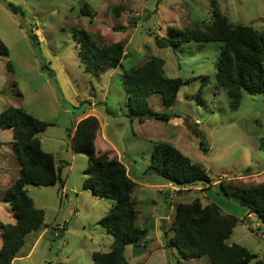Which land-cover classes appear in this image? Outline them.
Returning <instances> with one entry per match:
<instances>
[{
  "label": "rangeland",
  "instance_id": "obj_1",
  "mask_svg": "<svg viewBox=\"0 0 264 264\" xmlns=\"http://www.w3.org/2000/svg\"><path fill=\"white\" fill-rule=\"evenodd\" d=\"M6 3L20 7L24 17L9 12ZM83 3L90 16L80 13ZM214 11L233 26L251 27L264 36V0H0V40L8 53L0 54V114L9 107L19 108L51 124L38 138L42 150L54 157L61 179L51 187H25L35 208L44 211V221L25 237L12 264H93V253L110 251L113 238L100 220L114 202L83 189L88 159L71 147L76 122L88 116L100 124L96 155L120 158L136 183L135 225L146 232L138 243L126 247L129 264H209L207 257L182 260L170 242L177 204L193 200L215 204L223 214L236 217L239 222L226 244L244 247L264 262L261 222L216 186L220 181L230 191L264 183V94L243 93L238 108L232 110L226 89L215 80L222 43L159 48L153 38V34L166 38L172 29H204ZM81 32L89 33L98 47L121 43L124 54L119 66L98 77L85 73L74 39ZM30 33L37 38L39 52ZM152 56L163 60L166 77L183 83L173 107H165L159 94H153L148 97L149 108L179 117L131 122L123 72ZM42 63L54 71L58 87L41 70ZM103 137L108 143L101 142ZM13 142L12 130L0 129V225L11 224L13 216L2 199L19 170ZM155 143L172 145L202 167L211 186L173 190L149 168Z\"/></svg>",
  "mask_w": 264,
  "mask_h": 264
},
{
  "label": "trees",
  "instance_id": "obj_2",
  "mask_svg": "<svg viewBox=\"0 0 264 264\" xmlns=\"http://www.w3.org/2000/svg\"><path fill=\"white\" fill-rule=\"evenodd\" d=\"M6 7L13 15L24 17L20 7L12 3H6ZM80 13L90 16L91 10L83 3ZM153 38L159 48L188 42L222 43L220 57L215 64V80L226 89L232 110L238 108L243 93L264 94V36L257 30L243 25L233 26L225 16L214 11L212 22L204 29H172L166 38L158 34H153ZM74 39L77 40L78 57L84 72L90 76L98 77L104 70L116 69L123 59L124 46L121 43L98 47L87 32L78 33ZM30 40L39 52L36 36L30 33ZM0 54H8L1 40ZM163 65L162 59L152 56L144 64L123 72L127 117L131 122L143 123L146 119L167 122L179 117L177 113L157 114L148 105V97L153 94H159L167 108L173 107L176 102L183 81L166 77ZM41 70L58 87L55 73L48 64L42 63ZM49 126L50 123L38 120L19 108L9 107L0 114V129L12 130L13 153L19 165L17 179L3 196L16 222L0 225V264H12L24 245L25 237L39 230L44 221V211L35 208L25 187H51L61 180L54 157L42 150L38 138ZM98 129L99 121L95 116L83 118L76 124L71 142L72 151L88 159L83 189L99 199L114 202L100 220V225L113 238L110 251L93 253L92 262L129 264L124 255L126 247L138 243L146 232V229L135 225L138 212L134 208L132 191L136 183L121 161L115 158L106 160L104 155L103 158L96 155ZM199 147L204 148L202 140ZM149 168L176 189L197 184L211 186V179L204 169L168 143L153 145ZM216 186L223 196L232 198L248 214L254 215L264 229V183L230 191L220 181ZM238 222L236 217L223 214L215 204L202 205L199 200L178 203L170 227V242L184 261L207 257L209 264H264L246 248L226 244Z\"/></svg>",
  "mask_w": 264,
  "mask_h": 264
},
{
  "label": "crops",
  "instance_id": "obj_3",
  "mask_svg": "<svg viewBox=\"0 0 264 264\" xmlns=\"http://www.w3.org/2000/svg\"><path fill=\"white\" fill-rule=\"evenodd\" d=\"M78 122H79V120H78L76 123H78ZM99 125H100V124H99ZM97 137H98V131H97V133H96L95 141L97 140ZM98 139H99V138H98ZM39 140H40V139H39ZM100 140H101L102 143H108L106 137H103V138H101ZM40 144H41V146H42L41 140H40ZM109 145H110V144H109ZM95 146H96V145H95ZM110 146L113 147L112 145H110ZM118 160L121 161L120 158H119ZM18 171H19V170H18ZM12 184H13V183H12ZM12 184H11V185H12ZM11 185H10V186H11ZM10 186H9V187H10ZM9 187H8V188H9ZM61 187L64 188L63 185H61ZM171 188H172L173 190H177L176 188H174V187H172V186H171ZM86 191H87V190H86ZM2 199H3V198H2ZM9 218H10V220L12 221L11 224H15V222H16V218L14 217V215H13V216H9ZM1 243H2V240H1V238H0V247H1Z\"/></svg>",
  "mask_w": 264,
  "mask_h": 264
},
{
  "label": "water",
  "instance_id": "obj_4",
  "mask_svg": "<svg viewBox=\"0 0 264 264\" xmlns=\"http://www.w3.org/2000/svg\"><path fill=\"white\" fill-rule=\"evenodd\" d=\"M165 223V220H162V224H164ZM162 230H163V227H162Z\"/></svg>",
  "mask_w": 264,
  "mask_h": 264
},
{
  "label": "built area",
  "instance_id": "obj_5",
  "mask_svg": "<svg viewBox=\"0 0 264 264\" xmlns=\"http://www.w3.org/2000/svg\"><path fill=\"white\" fill-rule=\"evenodd\" d=\"M88 192H90L89 190H87Z\"/></svg>",
  "mask_w": 264,
  "mask_h": 264
}]
</instances>
